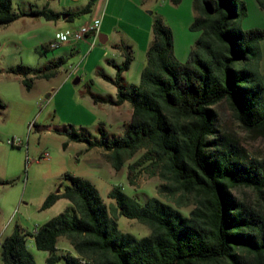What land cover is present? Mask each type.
<instances>
[{"label":"trees","instance_id":"16d2710c","mask_svg":"<svg viewBox=\"0 0 264 264\" xmlns=\"http://www.w3.org/2000/svg\"><path fill=\"white\" fill-rule=\"evenodd\" d=\"M179 5L182 0H169ZM264 13V0H255ZM96 0L77 12L54 13L31 7L15 12L12 0H0V26L25 17L72 21L89 14ZM190 31L199 36L185 63L173 55V35L163 19L152 18V40L138 84H127L123 74L133 62L131 48L123 42L112 45L122 62L108 60L114 77L100 73L116 87V96L90 94L96 105L131 106L130 121L122 135L107 134L102 124L99 137L66 131L68 142L101 149L111 167L128 165L127 178L141 168L157 176L158 194L167 199L147 198L140 204L113 187L109 209L89 180L65 175L63 191L49 194L41 210L59 199L71 206L37 227L36 233L17 226L2 242L3 264H35L26 247L32 238L37 250L47 252L46 264H264V160H249L238 143L218 129L216 107L225 102L242 128L264 133V68L261 69L264 28L242 30L238 22L246 15L240 0H193ZM47 49V45L44 47ZM67 61L60 57L39 68L19 65L12 73L23 77L31 89L33 79L54 77ZM33 75V78H28ZM0 108L5 105L0 101ZM250 189L252 202L237 199L233 192ZM192 207L184 214L181 209ZM118 216L136 220L150 230L136 238L121 232ZM64 238L75 254H58V239Z\"/></svg>","mask_w":264,"mask_h":264},{"label":"rangeland","instance_id":"374dc122","mask_svg":"<svg viewBox=\"0 0 264 264\" xmlns=\"http://www.w3.org/2000/svg\"><path fill=\"white\" fill-rule=\"evenodd\" d=\"M193 0H182L173 5L169 0H151L150 16L158 15L169 27L173 35V55L180 63H185L199 33L190 31L194 17ZM246 6V15L238 22L242 30L264 28V13L255 0H240ZM15 6V1L13 3ZM73 8H76L73 7ZM26 10H29L28 8ZM77 10V9H75ZM80 10V9H79ZM77 12V11H72ZM88 14L74 18L64 24L46 21L43 18L25 17L6 26H0V236H9L17 226L22 232L32 233L47 220L64 212L71 206L66 199H59L52 207L41 210L46 197L67 184L65 175L79 176L89 180L98 190L106 206L116 207L108 197L113 187L144 204L147 198L167 199L158 194L161 184L157 176L151 177L138 168L127 178V167L134 163L143 151L125 162L116 172L101 149L88 150L86 144L68 142L66 131L74 130L87 137H99L98 126L111 135H122L123 125L131 118V106L96 105L90 94L116 96V87L105 81L100 73L114 77L115 69L107 63L122 62L119 51L111 44H101L89 37L75 44H66L55 50L44 47L54 39L59 30L75 31L88 26ZM64 32V31H63ZM127 36L122 41L130 46L133 62L129 71L123 74L127 84H138L140 74L146 65V51L150 43L136 30L126 29ZM149 44V45H146ZM114 45V44H113ZM261 69L264 68V41ZM67 58L50 79H33L31 89L22 83L23 77L12 73L19 65L39 68L51 60ZM28 78H33L29 75ZM80 79L75 84V79ZM218 129L232 141L238 143L249 160H264V133L248 132L233 117L227 103L216 108ZM19 140V145H10L8 140ZM45 154L48 158H44ZM234 196L244 202H252L254 193L248 188L234 190ZM192 207L182 208L188 214ZM121 232L136 238L150 234V230L136 220L121 216L116 218ZM26 247L35 264H46L47 252L37 250L33 240L26 238ZM58 254H75L64 238L58 239ZM1 260V258H0ZM58 264H64L63 261Z\"/></svg>","mask_w":264,"mask_h":264},{"label":"crops","instance_id":"0c3cea01","mask_svg":"<svg viewBox=\"0 0 264 264\" xmlns=\"http://www.w3.org/2000/svg\"><path fill=\"white\" fill-rule=\"evenodd\" d=\"M14 1L16 7L13 6ZM88 1L89 0H12V6L15 12L28 11L26 10L27 8L30 9L34 7L37 9L46 8L54 13H72V11L82 10ZM150 2L151 0H96L91 12L88 14V23H91L94 19L100 20V27L96 39L105 41L104 44L113 45L117 44L118 41H122L124 36H127L125 32L127 27L129 30H136L137 33H140L139 35L144 38L145 43H150L152 40V18L150 17L152 12L148 10V4H150ZM75 6L76 8H73ZM68 22L70 21H68L67 16H65L64 18L61 17L55 23L63 24L62 27H64V24ZM65 30H59L57 33ZM0 264H3L1 260Z\"/></svg>","mask_w":264,"mask_h":264},{"label":"built area","instance_id":"2783aa9c","mask_svg":"<svg viewBox=\"0 0 264 264\" xmlns=\"http://www.w3.org/2000/svg\"><path fill=\"white\" fill-rule=\"evenodd\" d=\"M99 27H100V20L94 19L88 26H83L75 31L72 32L64 31V32L56 33L54 39L47 44V49L55 50L63 45L75 44L89 37H93L96 40ZM7 143L12 146L19 145V140L12 139V140H8ZM44 158L47 159L48 155L45 154ZM36 231L37 228H35L32 233H36ZM2 242L3 239H1L0 236V253L2 250Z\"/></svg>","mask_w":264,"mask_h":264},{"label":"water","instance_id":"95a60500","mask_svg":"<svg viewBox=\"0 0 264 264\" xmlns=\"http://www.w3.org/2000/svg\"><path fill=\"white\" fill-rule=\"evenodd\" d=\"M65 16H62V18H64ZM99 43H101V44H104L105 43V41H102L101 39H99ZM80 82V79H75V81H74V83L75 84H78Z\"/></svg>","mask_w":264,"mask_h":264}]
</instances>
